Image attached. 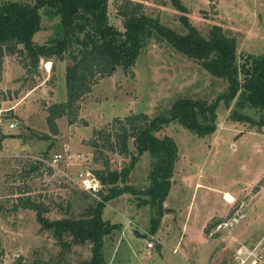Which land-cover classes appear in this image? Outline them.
<instances>
[{"label":"rangeland","instance_id":"rangeland-1","mask_svg":"<svg viewBox=\"0 0 264 264\" xmlns=\"http://www.w3.org/2000/svg\"><path fill=\"white\" fill-rule=\"evenodd\" d=\"M5 1L0 0V6ZM108 1L111 23L124 30L118 9L127 0ZM131 1L141 3L147 15L164 25L187 32L181 19L185 12L173 0ZM181 2L189 22L202 34L219 25L237 39L240 64L247 62L249 54H264V0ZM41 26L34 35L37 44L59 35L60 17L51 9H42ZM25 62L23 55L6 54L0 67V130L8 135L0 143V264H14L21 258L77 264L91 257L92 244L65 247L42 229L35 210L20 206L21 198L43 202L50 219L77 215L100 200L83 192L79 173L88 171L97 177L95 170L109 167L120 171L138 153L132 137L128 140L130 154L118 145L116 118L124 121L131 114L145 113L151 118L168 114L180 97L213 102L227 91L229 83L167 40L154 37L130 71L113 67L99 77L92 91L77 101L72 116L56 119L54 130L49 121L51 108L68 98L66 71L72 60L42 58L37 69L26 67ZM240 79L244 80L243 73ZM238 99L230 106L220 100L217 129L211 135L199 137L179 122L157 133L173 137L180 153L163 204L166 209L158 217L148 196L133 192L110 200L103 215L119 228L104 239L108 264H227L240 243L264 236V126L235 117L238 112L258 120L262 112L239 106ZM109 132L111 140L116 139L114 148L103 136ZM56 153L63 158L52 167L47 161ZM152 161L150 153H144L128 184L140 191L148 189ZM226 192L233 195V201L226 199ZM154 216L160 218V225L152 234ZM216 220L219 223L213 226ZM152 237L155 245L148 248Z\"/></svg>","mask_w":264,"mask_h":264},{"label":"trees","instance_id":"trees-1","mask_svg":"<svg viewBox=\"0 0 264 264\" xmlns=\"http://www.w3.org/2000/svg\"><path fill=\"white\" fill-rule=\"evenodd\" d=\"M173 3L177 9L185 12L181 19L186 33L176 31L158 18L147 15L141 3L131 0L125 1L118 9L123 18L124 30L111 23L108 0H8L0 6V67L6 54L23 55L27 60L24 65L31 69L39 68L42 58L72 60L66 71L68 98L51 108L49 121L54 130H57L56 119L64 115L72 116L75 107H78L77 101L92 91L99 77H104L113 67L130 71L154 37L167 40L174 48L198 61L210 74L229 83L227 91L213 102L190 96L180 97L168 114L153 118L145 113L131 114L124 121L116 118L120 125V129L115 131L118 145L129 153L128 140L132 137L138 153L132 154L130 163L120 171L110 170L109 167L95 170L102 185L97 193L100 200L89 203L77 215L50 219L46 216L49 208L43 202L30 197L21 198L20 206L35 210L42 229L50 231L65 247L88 242L92 244L91 257L77 264H108L103 251L104 239L119 228L118 224H112L103 215L110 200L125 192L147 195L158 217L164 214L166 208L163 204L170 193L175 165L180 157L179 147L173 137L157 135L165 126L179 122L199 137L211 135L217 129L218 103L225 100L230 106L237 96L239 106L249 105L261 111L262 115L256 120L236 112L235 117L260 128L264 126V54H249L247 62L240 64L235 37L228 36L219 25L214 26L207 35L202 34L189 22L187 8L181 0H173ZM42 9H51L60 17V31L54 39L37 44L34 35L42 27ZM242 73L244 80L240 79ZM111 135V132L103 134L111 148H114L116 139L112 141ZM7 136L0 130V143ZM146 152L153 158L150 185L145 191H140L129 185L127 180ZM158 217L151 218L152 234L159 228ZM218 223L219 220H216L212 225ZM67 237H70L69 241ZM14 264L50 263L26 262L21 258Z\"/></svg>","mask_w":264,"mask_h":264},{"label":"built area","instance_id":"built-area-1","mask_svg":"<svg viewBox=\"0 0 264 264\" xmlns=\"http://www.w3.org/2000/svg\"><path fill=\"white\" fill-rule=\"evenodd\" d=\"M12 128L16 127V124L12 123L10 125ZM63 158L62 153H56L53 158L47 161L45 158H42V161H47V163L56 167V164L59 163ZM80 178H82L83 190L97 196V193L102 188L101 182L97 177L90 176L88 171H83L79 173ZM235 220H237L235 218ZM223 224H220L219 227H222ZM154 237H152L147 242L148 248L154 247ZM228 264H264V236L261 237L255 243H240L235 251L233 252L232 261Z\"/></svg>","mask_w":264,"mask_h":264},{"label":"bare ground","instance_id":"bare-ground-1","mask_svg":"<svg viewBox=\"0 0 264 264\" xmlns=\"http://www.w3.org/2000/svg\"><path fill=\"white\" fill-rule=\"evenodd\" d=\"M50 64L51 63H48V65H49V67H50ZM51 68V67H50ZM50 70V69H49ZM234 197L231 195V193H229V192H226V199L228 200V201H233L234 199H233Z\"/></svg>","mask_w":264,"mask_h":264},{"label":"crops","instance_id":"crops-1","mask_svg":"<svg viewBox=\"0 0 264 264\" xmlns=\"http://www.w3.org/2000/svg\"><path fill=\"white\" fill-rule=\"evenodd\" d=\"M225 194H226V193H225ZM232 196H233V195H232ZM241 218H242V217H241ZM236 219H237V218H236ZM245 237H246V236H245ZM246 243H247V242H246ZM251 243H255V242H251ZM232 256H233V255H232ZM232 256H231V257H232ZM230 259H231V260H229V262L232 261V258H230ZM229 262H228V263H229ZM228 263H227V264H228Z\"/></svg>","mask_w":264,"mask_h":264}]
</instances>
